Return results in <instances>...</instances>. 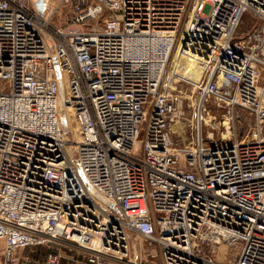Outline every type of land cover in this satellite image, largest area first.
Here are the masks:
<instances>
[{"label":"built area","instance_id":"2783aa9c","mask_svg":"<svg viewBox=\"0 0 264 264\" xmlns=\"http://www.w3.org/2000/svg\"><path fill=\"white\" fill-rule=\"evenodd\" d=\"M133 233L163 264H264V0H0L3 264H143Z\"/></svg>","mask_w":264,"mask_h":264},{"label":"rangeland","instance_id":"374dc122","mask_svg":"<svg viewBox=\"0 0 264 264\" xmlns=\"http://www.w3.org/2000/svg\"><path fill=\"white\" fill-rule=\"evenodd\" d=\"M250 19L248 17H245L242 25V30H247L249 27ZM190 93H193V91L190 89ZM196 95V93H195ZM197 106V105H196ZM207 107L212 111L214 115L219 117L221 113L224 111L221 106H219L216 101L209 100ZM194 113V107L193 105H185L184 109V115L182 116V123L184 124V135L187 139L186 141H189V138L187 137L191 132V120ZM235 117H236V127H237V134L239 139H244L251 131V126H254L253 122V116L250 114L249 111L242 109V108H236L235 109ZM187 133V135H186ZM181 144H183V141L181 140ZM131 254L132 257H136L138 259H141L143 264H163L161 257H158L155 261L150 257L151 249H148L147 241L144 237L137 235L133 233L132 239H131ZM76 256V255H75ZM73 262V261H72Z\"/></svg>","mask_w":264,"mask_h":264},{"label":"crops","instance_id":"0c3cea01","mask_svg":"<svg viewBox=\"0 0 264 264\" xmlns=\"http://www.w3.org/2000/svg\"><path fill=\"white\" fill-rule=\"evenodd\" d=\"M48 251H49L48 248L43 246V247L30 248V249H25V250L19 249L16 255L19 259H21L20 264H41L43 258L48 253ZM62 253L67 257L63 260L64 264L73 263L70 260L71 255H68L67 251L62 250ZM0 264H3V258H2L1 252H0Z\"/></svg>","mask_w":264,"mask_h":264},{"label":"water","instance_id":"95a60500","mask_svg":"<svg viewBox=\"0 0 264 264\" xmlns=\"http://www.w3.org/2000/svg\"><path fill=\"white\" fill-rule=\"evenodd\" d=\"M38 3H40V2H38ZM42 3H44V2L42 1ZM43 10H44V6H40V7H39V11H40V13H42Z\"/></svg>","mask_w":264,"mask_h":264},{"label":"bare ground","instance_id":"6f19581e","mask_svg":"<svg viewBox=\"0 0 264 264\" xmlns=\"http://www.w3.org/2000/svg\"><path fill=\"white\" fill-rule=\"evenodd\" d=\"M75 128H77V127L75 126Z\"/></svg>","mask_w":264,"mask_h":264}]
</instances>
